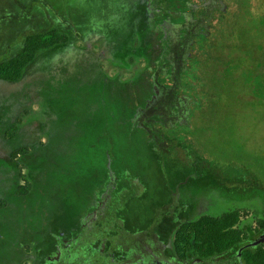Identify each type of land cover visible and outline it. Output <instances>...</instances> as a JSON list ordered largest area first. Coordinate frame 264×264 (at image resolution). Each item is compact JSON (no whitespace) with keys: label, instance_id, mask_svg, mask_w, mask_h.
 <instances>
[{"label":"rangeland","instance_id":"rangeland-1","mask_svg":"<svg viewBox=\"0 0 264 264\" xmlns=\"http://www.w3.org/2000/svg\"><path fill=\"white\" fill-rule=\"evenodd\" d=\"M186 1L191 27L201 26L189 34L177 79L188 112L145 131L133 125L138 91L129 85L142 84L159 43L151 31L144 44L142 0H0V64L29 35L66 37L17 82L0 81V130L15 129L14 144L0 146V264H37L39 253L52 263L180 264L177 229L230 211L244 213L239 228L256 238L264 220V0ZM43 144L32 168L1 161ZM15 186L37 195L25 210Z\"/></svg>","mask_w":264,"mask_h":264},{"label":"trees","instance_id":"trees-1","mask_svg":"<svg viewBox=\"0 0 264 264\" xmlns=\"http://www.w3.org/2000/svg\"><path fill=\"white\" fill-rule=\"evenodd\" d=\"M142 5L145 7L143 13L145 17V21H143L145 24L144 44L146 45L147 39L144 32L149 35L152 31L154 34L157 33L159 45L156 50L157 54L150 57L149 70L144 73L146 80L144 79L142 84L136 83L129 86L138 91V106L131 107L134 111L133 125L137 129L147 131L146 126L150 127V123L155 120L162 122L167 120L166 123L172 122L174 125L188 112L189 99L183 95L178 96L181 81L177 79H179V74L185 71L184 61L192 42L189 34L192 29L198 30L201 26L191 27L194 5L186 0H142ZM205 14L208 17L209 11ZM168 17L171 19L170 24H166ZM206 23L207 21L202 22L203 28ZM171 24L179 26L173 27ZM64 43H66V37L54 29L27 36L21 52L0 64V81L17 82L36 56ZM167 45L173 46L169 55L166 54ZM147 79L150 81L148 82ZM167 82L171 84L168 85ZM155 86L158 94L154 90ZM113 98L115 97L113 96ZM131 102L133 103V101ZM131 105L129 102L124 107ZM172 112L176 114V117L170 116ZM14 133V127L0 130V146L2 148L11 147L14 144L11 141ZM44 146L47 145H39L38 149L30 155L27 154L25 148L13 149V153L1 161L14 169H17L23 162L32 168L34 163L39 160L35 155ZM19 155L25 156L24 160L16 161L15 156ZM37 169L40 173L39 168ZM12 191L13 198L20 200L23 205L25 204L23 208L22 205L17 207L20 209L18 211L25 210L28 204L27 200L31 195L37 196L32 192L28 195L22 187L15 186ZM243 216L244 213L241 211H230L218 217L203 216L194 222L182 224L175 232L172 243L175 258L180 264H185L191 259L208 262L221 257H228L225 264H264V242L254 245V242L264 234V220L258 221V235L254 240H250L248 234L239 228ZM19 232L21 233V231ZM23 239L26 240L25 242L30 240L26 235ZM30 243L36 244L34 240ZM240 249L242 252L240 256H237ZM50 258L46 254L43 256L39 253L40 262L38 263L54 264L50 262ZM61 262L72 264L68 257Z\"/></svg>","mask_w":264,"mask_h":264},{"label":"flooded vegetation","instance_id":"flooded-vegetation-1","mask_svg":"<svg viewBox=\"0 0 264 264\" xmlns=\"http://www.w3.org/2000/svg\"><path fill=\"white\" fill-rule=\"evenodd\" d=\"M170 21H171V19L168 17L167 20H166V24H168V23L170 24ZM171 25H172L173 27L179 26V25H177V24H171ZM147 70H149V68H148ZM147 70H146V71H147ZM146 71H145V72H146ZM154 90H155V91L157 92V94H158V91H157V87H156V86L154 87ZM59 256H63V254H60ZM62 259H63V258L61 257V259L59 260V262H54V264H61Z\"/></svg>","mask_w":264,"mask_h":264},{"label":"water","instance_id":"water-1","mask_svg":"<svg viewBox=\"0 0 264 264\" xmlns=\"http://www.w3.org/2000/svg\"><path fill=\"white\" fill-rule=\"evenodd\" d=\"M263 242H264V234L262 235V237L259 240H257V241L254 242V245H257V244H260V243H263ZM241 252H242V250L240 249L237 252V256H240Z\"/></svg>","mask_w":264,"mask_h":264}]
</instances>
